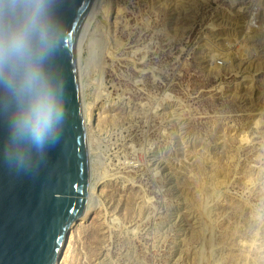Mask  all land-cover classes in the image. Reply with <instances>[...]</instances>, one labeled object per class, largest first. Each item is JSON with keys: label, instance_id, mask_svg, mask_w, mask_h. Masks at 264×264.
<instances>
[{"label": "rangeland", "instance_id": "374dc122", "mask_svg": "<svg viewBox=\"0 0 264 264\" xmlns=\"http://www.w3.org/2000/svg\"><path fill=\"white\" fill-rule=\"evenodd\" d=\"M104 5L123 10L110 27ZM236 7L95 0L81 88L104 119L87 129L90 183L107 187L72 223L68 264H264V65L247 63Z\"/></svg>", "mask_w": 264, "mask_h": 264}, {"label": "water", "instance_id": "95a60500", "mask_svg": "<svg viewBox=\"0 0 264 264\" xmlns=\"http://www.w3.org/2000/svg\"><path fill=\"white\" fill-rule=\"evenodd\" d=\"M40 2L47 49L38 68L57 104L66 99L68 114L58 142L38 149L17 130L30 104V97L19 92L22 73L0 62V264H55L69 226L85 211L91 179L81 43L95 0ZM12 4L0 0V49L22 20L7 15ZM30 46L35 54L38 36Z\"/></svg>", "mask_w": 264, "mask_h": 264}, {"label": "clouds", "instance_id": "9594fccd", "mask_svg": "<svg viewBox=\"0 0 264 264\" xmlns=\"http://www.w3.org/2000/svg\"><path fill=\"white\" fill-rule=\"evenodd\" d=\"M42 12L40 0H13L7 15L13 20L17 17H22V20L9 31L7 44L0 49V62H8L13 71L19 68L22 73L19 92L30 97L27 110L17 122L18 133L27 136L40 150L58 142L60 126L68 114L66 99L62 105L57 104L38 68V61L47 49ZM33 35L39 38V49L35 54L30 46ZM7 83L16 87L13 80H7Z\"/></svg>", "mask_w": 264, "mask_h": 264}, {"label": "bare ground", "instance_id": "6f19581e", "mask_svg": "<svg viewBox=\"0 0 264 264\" xmlns=\"http://www.w3.org/2000/svg\"><path fill=\"white\" fill-rule=\"evenodd\" d=\"M97 1V0H96ZM230 5H232L233 9L239 5L237 0H229ZM239 9V7H236ZM99 10V9H98ZM102 13H104V17H105V25H107V27H110V21H111V17L114 20V22H117L118 18L120 15L123 16V10H121L120 7H117V9L114 11V13L112 14V11L110 10V7L107 5H104L101 10ZM234 11V10H233ZM235 13H238V10L235 11ZM96 14V13H95ZM98 14V13H97ZM237 15V14H236ZM238 16V15H237ZM91 21V19H90ZM240 21V19H239ZM240 26V24H239ZM88 28V27H87ZM242 28V27H241ZM241 30V29H240ZM85 32V31H84ZM240 33V32H239ZM242 33V32H241ZM240 35V34H239ZM234 37H236V34H234ZM242 37V36H241ZM245 37V36H244ZM83 42L84 38L82 39V43H81V85L82 84V78L84 77V73L86 72V65L84 66V60H83V55H84V49H83ZM242 42V41H241ZM243 43V42H242ZM238 46V45H237ZM228 56L227 54H223L222 56L220 55H215L212 57V61L215 62L217 59V57H221V59L223 61H225V63H229L228 62ZM97 115L94 117L93 115H90L89 117H87L85 115V111H84V117H85V124H86V129H88V126L90 125V123L93 120V117L96 118L97 120V125H100L103 123L104 119L102 118V112L101 110L97 111ZM259 116L262 117V115L259 114ZM95 120V119H94ZM260 121H257V123ZM139 159L141 160L142 157L140 156ZM107 187V183L105 180V177H101L99 178L98 181H96L95 184L90 183L89 184V190H88V194H87V198H86V206H85V211H83V213L81 214V216L79 218H77L76 220H78L80 223L79 225L89 221L92 217H96V215H98V204L100 202L99 198L100 195L104 192L105 188ZM99 197V198H98ZM75 220V221H76ZM73 223V222H72ZM73 226V224H71L68 228L66 237L64 238L61 247L59 249V253H58V258L55 264H68L70 258H71V254H72V245H73V232L70 234V230L71 227ZM209 251L211 252V242L208 241V247Z\"/></svg>", "mask_w": 264, "mask_h": 264}, {"label": "built area", "instance_id": "2783aa9c", "mask_svg": "<svg viewBox=\"0 0 264 264\" xmlns=\"http://www.w3.org/2000/svg\"><path fill=\"white\" fill-rule=\"evenodd\" d=\"M237 1L238 17L245 35L247 63L264 65V0ZM237 45L235 41L233 48L236 49Z\"/></svg>", "mask_w": 264, "mask_h": 264}]
</instances>
